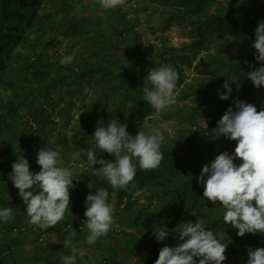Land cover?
<instances>
[{"label":"trees","instance_id":"obj_1","mask_svg":"<svg viewBox=\"0 0 264 264\" xmlns=\"http://www.w3.org/2000/svg\"><path fill=\"white\" fill-rule=\"evenodd\" d=\"M48 1L0 0V90L11 94L10 103L3 107V118H0L5 120L4 126L0 123V132L4 131L7 136L4 155L8 157L0 162V209L13 210L11 220L0 221V264H63L62 256L72 255V249L63 246L69 235V225L77 231L73 238L76 255L83 245L84 251L93 250L89 264H155L162 247L178 246L176 233L171 230L181 222H196L197 218H203L205 228L214 233H225V240L221 241L227 245L224 264H240L234 254L248 253L249 247L264 248V233L234 237L238 230L224 222L226 209L223 205L220 202L214 205L204 198V189L198 179L202 169L194 166L196 156L191 157V153L198 156L213 154L203 143L177 139L176 144H181L187 151L183 156L179 155L168 132L163 129L161 151L164 159L160 166L142 170L134 158L137 169L134 181L126 189L115 190V199L107 179L93 174L95 169L83 154V150L95 145L93 136L101 120L107 125L115 117L121 123H127L128 132L135 137L139 130L147 134L152 126L158 127L178 113L189 118L193 125H196V116L222 117L230 106L235 110L233 102L237 98L253 104L252 98L259 95L260 105L264 107V86L257 89L246 78L252 70L250 65L261 66L255 59L256 50L252 44L258 23L264 21L263 0H233L227 9L217 13L210 10L216 0H148L152 5L169 7L171 14L165 27L176 20L184 22L189 27L191 39L181 51L168 48L165 42L154 57L143 54L139 35L134 26L128 24V16L121 5L115 11H105L103 16L73 19L72 16L78 14L75 0H55L53 8L62 14L56 25L52 23V15L41 13ZM124 2L131 3L132 0ZM47 21L52 30L59 25V30L62 28L63 34L77 49L71 64L61 65L62 55L48 59L45 52H35L40 37L31 40V35ZM31 41L32 54L23 55L19 49ZM213 43L215 51L211 49ZM201 54L204 55L200 58ZM13 60L17 63L15 67L11 64ZM161 65L172 66L179 73L176 98L191 96L192 102L198 107L206 106L205 110L171 105L159 113V119L155 118L157 111L143 100V88L149 69ZM182 66L199 72V76L188 79ZM225 81H231L233 92L228 100H221L218 90L227 94L222 89ZM54 93L57 94L55 99ZM76 101L85 102L86 107L72 125ZM62 102L64 105L61 106ZM23 108L31 116V124L25 126L28 135L19 126L22 120L19 111ZM54 118L61 119L62 124L58 125ZM69 128L71 141L63 144ZM204 132L203 137L207 140L214 138L213 133ZM45 147L57 151L62 147L60 166L73 170L74 186L69 187L71 203L64 219L47 230L29 222L22 198L19 202L15 198L17 192L19 196V190L13 198L10 190L17 188L9 179L17 156L24 155L33 170L40 171L37 151ZM78 151L82 153L81 159H72L73 153ZM97 158L115 159L101 151L97 152ZM101 188L108 189V202L114 205L112 225L121 229H110L94 245H87L84 241L89 232L86 228L80 230L87 219L84 216L86 197ZM162 222L170 234L164 242H158L152 232L154 225L160 226ZM60 230H64L62 235ZM52 233L55 237L51 238ZM31 244L35 248L28 251L26 247ZM233 244L241 246V251H236ZM123 249H127L129 258L119 260ZM196 259L198 264L199 258Z\"/></svg>","mask_w":264,"mask_h":264},{"label":"clouds","instance_id":"obj_2","mask_svg":"<svg viewBox=\"0 0 264 264\" xmlns=\"http://www.w3.org/2000/svg\"><path fill=\"white\" fill-rule=\"evenodd\" d=\"M99 2L108 10L122 5L124 0ZM255 32L252 47L256 50L255 59L261 66L256 68L250 65L252 70L246 74V78L259 89L264 86V21L258 23ZM74 59L75 53L62 56L60 63L68 65ZM178 80L179 73L172 66L161 65L149 69L144 82L143 100L157 112L169 108L178 95ZM230 83L225 81L222 85L227 94L218 90L219 99L228 100L232 96ZM233 103L235 110L230 106L211 132L217 137L236 141L234 153L225 151L217 155L210 165L203 166L198 179L204 189V198L214 205L220 202L226 209L224 222L237 229L238 236L244 237L246 233H264V109L258 111L255 105L239 98ZM166 128L167 123L162 122L149 133L139 130L133 137L128 132L127 123H121L115 117L107 125L102 120L98 121L93 136L95 145L83 150V154L94 167L93 174L107 179L114 190L111 193L113 199L115 190L126 189L134 181L137 170L134 158L142 170L160 166L164 159L161 151L164 141L162 130ZM98 151L113 155L114 161L98 159ZM81 155V152H75L72 159L80 160ZM237 159L242 161L239 166L235 163ZM37 164L41 170L33 173L24 155L17 156L9 179L19 190L29 222L47 230L65 217L71 203L69 187L73 186V170L60 166V152L46 147L37 151ZM96 165L100 167L97 169ZM109 196L108 189L101 188L86 197L84 216L87 219L80 230L86 228L89 232L84 241L87 245H94L114 223V205L108 202ZM12 217V208L0 209V221L8 222ZM171 232L176 233L178 246L162 247L155 264H197L196 258H199L198 264H224L227 260V245L221 242L225 233L220 231L217 234L205 228L203 218H197L196 222H181ZM152 234L158 242H164L170 232L162 222L160 226L154 225ZM76 235L77 231L69 225V235L63 246L71 248L73 253L77 251L73 245ZM247 251V264H264V248L249 247ZM79 255L83 259L85 253L82 248ZM62 261L63 264H76L75 255H64Z\"/></svg>","mask_w":264,"mask_h":264},{"label":"rangeland","instance_id":"obj_3","mask_svg":"<svg viewBox=\"0 0 264 264\" xmlns=\"http://www.w3.org/2000/svg\"><path fill=\"white\" fill-rule=\"evenodd\" d=\"M55 3V0H49L46 4V6L42 10V15H52V23L56 24L60 22V19L62 18V14L58 12L55 8H53V5ZM76 8L78 11V14L75 16L73 15L72 18H79V19H92L95 16H103L105 11L111 12L115 11L117 9H104L101 5L99 0H75ZM230 3H233V0H216L212 3V8L210 9L212 13H217L219 11H224L227 9V6H229ZM264 5V0L262 1ZM123 13H125L128 16V24L134 26V29L136 33H138L140 41H141V50L144 55L147 57H154V55L157 53L159 49H161V46L166 42L168 44V48H173L178 51H181L185 48V45L187 43L191 42L190 34H189V27L187 24L181 21H174L169 27H165V21L171 14V9L169 7H164L160 5H152L148 2V0H132L131 3H123L121 5ZM252 21L254 20V17L251 18ZM50 23V21L45 22L40 29H38L37 32L33 33L31 35V40L36 39L38 36L40 37L39 46L37 47L36 51L39 52H45L48 56V59H54L58 55L66 56L68 53H75L77 54V49L73 48L70 38L63 34L62 28L59 30L58 26H56V30H52L47 25ZM60 27V26H59ZM33 42H29L27 45H25L24 48H20L19 51L23 53V55H30L33 52L32 44ZM214 43L211 45V49H213ZM212 51H215L214 49ZM204 54H201L200 58L203 57ZM34 60V59H33ZM158 61V60H157ZM12 67L16 66V60H13L11 62ZM184 70V76L188 79H191L193 76H199V72L194 71L193 69L187 68L185 66H182ZM149 87L151 85H148ZM65 89V87H64ZM3 101L0 102V118L2 117V110L3 107L6 105H9L10 101V92L0 90ZM53 91H60L59 89H56ZM191 93V91H189ZM57 97V94H53V98L55 99ZM261 96L255 95L252 98L253 105L257 107V110H262L264 107L260 105ZM242 101V100H241ZM21 102V101H20ZM76 108H74L72 112V116L74 117V125L76 121L79 119L81 113H83V107L85 106V102H77L76 101ZM64 105V102L61 103V106ZM172 105H181L195 108L198 111L205 110L206 106L198 107L196 104H194L191 100V96H183L182 99L175 98V102ZM79 107V108H78ZM26 109H21L19 111L20 115L22 116V120L20 121V125L22 126V132H25L27 134L26 125H30L31 116L28 114ZM4 112V111H3ZM159 112H156L155 118H157ZM183 114H176L173 115V117L170 120L165 121L167 123V128L165 129L168 134L170 140H172V143L174 142L176 147V152L179 155H184L187 153L186 149L181 144H176L177 139H187L190 142H196V143H203L205 148L207 150L213 151V154L209 156H203V155H197L195 153H191V157L196 156L197 163L194 166H198L199 168H203L204 165H210L211 162L214 161L215 157L225 151L229 152V154L234 153V149L237 146L236 141H232L230 139H227L225 137H217L214 135V138L212 137L211 141L207 140L205 136L203 137L204 131H208L209 133L212 129H215L217 127V122L221 119L220 117H215L214 119L209 118H202L197 117L196 115V125H193L192 121H190L189 118H186V116H182ZM55 122L58 125L62 124V120L59 118H54ZM12 119L9 117L7 118V121L10 123ZM5 120H0V123L2 126L5 125ZM6 121V123H7ZM146 122V121H145ZM144 122V123H145ZM216 125V126H215ZM138 126V124L136 125ZM215 126V128H214ZM157 126H152L153 128H156ZM65 134L66 137H64L62 143L67 144L68 141H71L70 137L72 135V131L70 130ZM210 130V131H209ZM185 131V132H184ZM183 137V138H181ZM6 133L4 131L0 132V162L5 161L8 159L7 156L4 155L7 144H6ZM67 139V140H65ZM58 151L60 152V158H61V151L62 147L58 148ZM35 155H32L31 157H34ZM186 161V160H185ZM185 161L183 163L185 164ZM236 165L239 166L242 161L237 159L235 161ZM30 164V170L33 173H38V170H33V167L29 161ZM8 185V183H7ZM14 194L17 190H10ZM15 198H17V201H20V196H18V192L16 193ZM27 217L25 216V220ZM24 218L22 219V221ZM110 229H116V231H120V227L118 225H112ZM60 235L64 233V230H60ZM55 237V233L51 234V238ZM234 237L239 238L240 236L235 235ZM50 238V240H51ZM34 239V238H33ZM32 239L28 240L31 241ZM223 239L222 241H224ZM53 242H56L55 239ZM235 242V241H234ZM249 244L246 245L248 247ZM233 247L236 251H241V246L238 244H233ZM34 245H28L26 249L29 251L31 249H34ZM84 248V245H83ZM82 248V249H83ZM258 248H261L258 247ZM244 251V250H243ZM72 255H75V260L77 264H89V259L93 255V250H86L84 251L85 255L83 259H81L79 253L78 256L76 255V252H71ZM128 251L127 249L122 250V255L119 256V260L129 258L127 256ZM238 256V259L240 260V264H247L248 260V253H240L234 254ZM129 262V261H127Z\"/></svg>","mask_w":264,"mask_h":264}]
</instances>
